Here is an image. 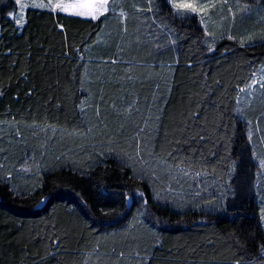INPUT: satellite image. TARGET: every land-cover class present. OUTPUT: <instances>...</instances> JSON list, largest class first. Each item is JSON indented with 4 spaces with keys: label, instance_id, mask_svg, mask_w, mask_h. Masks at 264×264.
I'll use <instances>...</instances> for the list:
<instances>
[{
    "label": "trees",
    "instance_id": "1",
    "mask_svg": "<svg viewBox=\"0 0 264 264\" xmlns=\"http://www.w3.org/2000/svg\"><path fill=\"white\" fill-rule=\"evenodd\" d=\"M108 4L0 0V264H264V0Z\"/></svg>",
    "mask_w": 264,
    "mask_h": 264
},
{
    "label": "rangeland",
    "instance_id": "2",
    "mask_svg": "<svg viewBox=\"0 0 264 264\" xmlns=\"http://www.w3.org/2000/svg\"><path fill=\"white\" fill-rule=\"evenodd\" d=\"M110 0H108L109 2ZM215 1V2H214ZM225 0H174L176 3L177 7L179 9H182L184 12H191V11H198V12H206L207 9H209L208 5L217 3L220 7L222 5L220 2H223ZM234 1V0H233ZM236 1V0H235ZM212 2V3H211ZM97 3V0H20V3L18 4V11L14 12L15 16L21 15L22 14V20L19 23L22 25L23 19H24V10L28 6H33V5H40L39 8L43 7H52L55 10H61L64 12H68L73 15H79V16H84L88 18H93V14L98 17L100 14L104 13V10H101L100 12H96L94 5ZM61 5L60 8H55V5ZM21 5H27V7H21ZM108 5L107 4V10H108ZM180 5H192L191 8H184L180 7ZM215 7V6H214ZM205 9V11H204ZM106 10V11H107ZM261 78H256L253 87H255ZM264 79V78H262ZM261 85V84H260ZM264 134V133H263ZM262 134V135H263ZM262 164H261V169L264 171V159H261Z\"/></svg>",
    "mask_w": 264,
    "mask_h": 264
},
{
    "label": "snow or ice",
    "instance_id": "3",
    "mask_svg": "<svg viewBox=\"0 0 264 264\" xmlns=\"http://www.w3.org/2000/svg\"><path fill=\"white\" fill-rule=\"evenodd\" d=\"M15 2L17 4L20 3V0H15ZM107 4H108V0H97V3L94 5V8H95V11L96 12H100L101 10H104L106 11L107 10ZM34 7H40V5H33ZM21 7H27V5H21ZM61 5L57 4L55 5V8H60ZM180 7H184V8H191L192 5H180ZM93 18H97L95 14H93ZM14 21L16 23H20L21 20H22V14L21 15H18V16H15L13 17Z\"/></svg>",
    "mask_w": 264,
    "mask_h": 264
}]
</instances>
